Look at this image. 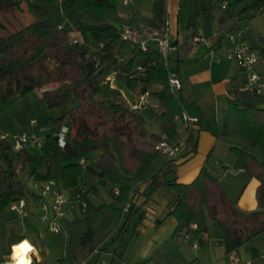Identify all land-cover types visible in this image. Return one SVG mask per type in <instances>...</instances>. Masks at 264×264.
<instances>
[{
  "label": "trees",
  "instance_id": "trees-1",
  "mask_svg": "<svg viewBox=\"0 0 264 264\" xmlns=\"http://www.w3.org/2000/svg\"><path fill=\"white\" fill-rule=\"evenodd\" d=\"M218 2L221 24L235 22L240 11L264 9V0H197L198 14L211 11ZM13 9H25L32 20L15 30L0 24V102L10 105L37 92L49 110L59 112L57 119L45 121L48 133L39 151L31 153L24 148L15 153V159L27 181L52 182L59 167L62 190L79 189L84 218L64 220L69 260L63 259V264H82L94 253H108L134 213L148 206L152 193L159 188L174 196L166 217H173L176 227L171 238L139 264H197L181 251V243L192 227L206 233L211 225L219 232L218 237L210 238L212 244L222 247L228 256L264 233V94L256 93L245 82L232 86L216 131V140L235 157L232 169L258 182L257 209L247 213L237 207L220 178L207 166L191 183H178L175 162L196 150L190 129L186 128L184 134L191 152L157 167L161 157L158 144L164 138L169 142L182 140L177 119L185 112V100L176 98L168 86L169 70L179 76L176 65L167 68L161 52L151 46L145 52L133 46L128 61L130 67L140 58H150L154 63L145 80H129L128 90L137 97L149 93L161 108L157 133H150L146 117L130 109L120 92L111 88L110 76L117 73L118 60L114 59L112 66L98 65L116 44H126L119 38L124 26L165 28L166 0H154L149 16L132 12L126 18L118 12V0H0V14ZM259 43L260 49L255 50L259 67L264 68V37ZM63 129L67 132L60 147L58 139ZM96 149L103 153L89 163V152ZM12 153V144L0 138L2 210L20 200L43 201L37 193L28 194L24 181L16 179ZM87 168L100 185L110 187L109 204L95 206L88 200L87 196L98 195V190L96 185L86 189L83 184ZM145 182L148 185L140 192ZM140 198L142 202L137 205ZM24 221L31 227L27 219ZM23 240L24 236L11 230L10 249ZM111 254L120 262V254ZM4 262L0 256V264ZM32 264L46 263L33 258Z\"/></svg>",
  "mask_w": 264,
  "mask_h": 264
},
{
  "label": "crops",
  "instance_id": "crops-1",
  "mask_svg": "<svg viewBox=\"0 0 264 264\" xmlns=\"http://www.w3.org/2000/svg\"><path fill=\"white\" fill-rule=\"evenodd\" d=\"M195 1L196 11L189 16L186 27L187 31H189L191 28H194L197 16L201 14H198L197 0ZM182 4L183 0H166L167 26L170 30V35L173 40V50L171 52L174 53V57H171V54H169V65H176L178 67V77L180 81V89L178 90L180 94L179 99L183 98L185 100V112L188 117L197 121L191 130L192 135L196 139V150L192 156L180 159L175 162L174 176L176 177L178 183L189 184L197 177L200 170L207 166L220 178L221 184L226 189L230 198L236 202L237 207L243 212H253L257 209L256 191L258 188V182L254 179L248 180L242 174V171H234L232 167L235 163V157L230 154L228 149L223 144L216 140V131L221 124L222 112L227 107L230 100L228 94L229 89L234 85L239 86L237 82L239 73L241 72L238 68L237 70H234L232 63L227 60V51L229 47L228 43L226 45V50H221L220 44L222 43V39L220 40V38L222 36L218 38L214 37V40L211 44L201 43V45L198 44L196 46L194 51L190 50L189 40L191 38L187 37V39L184 41L177 32L178 16L182 10ZM217 5L219 6V4ZM213 9L211 11H213ZM221 11L222 10L220 8V16ZM132 12L141 13L139 10ZM132 12L126 14V16L120 15L126 18ZM260 12H264V9H262ZM141 14L144 15L143 13ZM240 18L241 14L237 20ZM192 19L194 20V25L190 27L189 24ZM219 19L220 17L218 18V23L221 27L230 23L227 22L225 24H221ZM191 34L193 37H201L197 31H192ZM151 47L156 51H160L156 44H152ZM140 60L141 63L138 64L137 62ZM98 65L100 64L98 63ZM153 66L154 63L150 58H140L131 67L128 66V63L127 67L125 68L122 67V64H119L123 74L119 76V74L113 73L110 76V86L112 89H115L118 92L120 89H128V82L130 79L145 80L147 73L152 72ZM138 68H141L142 70L139 71ZM121 94H123L122 91ZM134 97L138 101V97L135 95ZM123 100L130 109H134L137 105V102L134 103V101L131 102L129 100L131 102L130 103L126 97L123 98ZM153 102L154 105H152L149 109L143 110L139 113L142 114L143 112H146L149 114V116L155 118L157 123L156 129L152 130L150 133H157V115H159L162 110L154 100ZM156 109L158 111H156ZM177 124L178 132L182 135V140L186 139L183 129V122L180 119H177ZM28 148L30 149L32 147H27V150L29 151ZM166 161L167 159L164 158V161L159 162L157 167H160ZM223 167L225 169L222 171L221 169ZM147 185L148 182L143 183L140 186V192H142L147 187ZM72 190H78L79 193V189ZM57 191L59 193L63 191L60 183L57 185ZM86 191L87 190L83 192ZM35 193L41 196L39 191ZM96 196L99 197V194ZM173 200V194L165 188H159L154 191L150 197L149 205L134 213L130 219V222L125 226L124 233L108 248V253H102L99 255L94 253L90 255L88 259L82 264H89L93 259L98 260L99 264H139L144 259L148 258L158 245L171 238L175 230V219L173 217H166ZM27 201H29V199ZM30 201L37 207V203L31 199ZM110 202L111 198L110 201L106 203L109 204ZM141 202V198L136 201L137 205H139ZM71 205L72 203L70 202V209H72ZM65 212L66 219L68 220L84 218V214L83 218L72 216L69 208H67ZM94 223L97 224L98 220H94ZM30 226L34 233L37 234V229L35 226L32 224ZM19 236H24L25 239H27L34 247L37 244L36 239H33L31 236H27L24 232H22ZM61 236L62 241L68 240V233L66 229L65 233ZM218 236L219 232L214 230L211 225L209 226L206 233L199 232L195 227H192L188 235V240L181 243V251L184 257L187 260H196L198 264L199 254L189 257L188 253L184 251L183 246H187L188 249L197 250V253H199V249L209 253L210 249H214L215 246H218L212 244L210 238ZM127 237L130 241L135 239L136 244L141 242L140 249H138L137 252L132 250L128 253V246L124 243V240ZM193 245H195L196 248H194ZM221 249L224 253V249L222 247ZM112 252H115L116 255L120 254V262L113 258L111 254ZM240 253V250L238 253H233L238 258L239 264H255L252 260V256L251 259L247 258V261L241 262ZM224 255L225 259H229L228 255L225 253ZM32 258H35L37 262L42 260L37 251L35 254H32Z\"/></svg>",
  "mask_w": 264,
  "mask_h": 264
},
{
  "label": "rangeland",
  "instance_id": "rangeland-1",
  "mask_svg": "<svg viewBox=\"0 0 264 264\" xmlns=\"http://www.w3.org/2000/svg\"><path fill=\"white\" fill-rule=\"evenodd\" d=\"M131 1L132 4L130 6H125L122 3L123 0H118V12L121 15L126 16V14L137 10H139L144 15L150 14L154 0ZM217 4L213 11L201 13L199 16H197L194 28H191L189 31H187L186 27L189 16L196 11V1L183 0L182 10L180 11L178 16V35L182 37L184 41L187 39V37L191 38L189 41L197 38L205 41V44H211L214 40V37L218 38L222 36V43L220 44V47L221 50L225 51L227 43L229 44L231 38L236 37L238 32L241 30L243 32V36L245 37L244 42L249 47L259 50V38L261 36L264 37V12H260L258 10H249L245 12L240 11L238 12L239 14H241V18L239 20L230 22L221 27L218 23V18L220 17V3L219 6ZM31 20L32 18L30 14L27 13L25 9H13L0 14V24L5 25L11 30L19 29L20 27L29 24ZM192 31H197V33H199L201 37H193V35L191 34ZM132 51L133 46L130 44H116L109 54L100 58L99 64L112 66V62L116 58L118 59V65L122 64V67L125 68L127 67V63L132 56ZM171 51L169 54H171V57H174V53ZM137 63H141V60ZM231 63L233 69L237 70L236 64L234 62ZM259 72L262 76H264V68L259 67ZM31 73H35V70L32 69ZM117 74H119V76L123 74L119 67L117 68ZM244 81L245 75L243 73H239L237 82L238 85L242 86ZM121 91L123 94H121ZM119 92L121 94V99L126 97V99L128 98V101H134V103L137 102L130 90L125 88L120 89ZM174 94L176 98L180 97L179 91L177 89L174 90ZM156 111L158 110L156 109ZM142 114L147 117V130L149 132L155 130L157 124L155 118L149 116V114L146 112H143ZM58 116V110H49L45 105L44 100L40 98L37 92H32L10 105H6L0 102V138L12 144L17 137L25 135L29 139L37 142L36 147H32L30 149L28 148L30 152L34 153L36 151H39L41 142L47 135L48 131L45 127V121L48 118L57 119ZM68 126L69 123H66L65 127ZM102 153V149L90 151L88 155L89 163L96 161ZM230 154L234 156L232 153ZM12 159L14 161V168L16 170V179L24 181L28 194L38 192L36 189H34V185L31 182L27 181L25 175L18 169V164L16 163L14 152L12 153ZM163 161L164 158L162 156L159 157L158 163ZM59 180L60 169L59 167H56L55 179L51 182L50 193L43 197V201L46 202L48 206L51 205L53 196L58 192L57 185H59L60 183ZM82 182L87 189L93 185H96L99 197L94 194L88 195V200L91 204L100 205L110 201V187L100 185L98 183V177H96L88 168L84 171ZM59 194L65 200L63 209L66 210L67 208H69L72 216L83 218L78 190H71L70 192L61 191ZM70 202L72 203V209H70ZM26 206L28 210L27 221L35 226V228L37 229V234L34 233V231L26 224L23 219H21L16 214L9 212L8 206L3 210L0 209V256L5 257V259L9 258V254H11L12 250L10 249L8 239L10 237L11 230H14L16 235H20L22 232H24L27 236H31L33 237V239H36L37 244L35 245V249L46 264H63V259H65V262L68 261L69 256L67 249V240L62 241L61 235H54L49 233V231L47 230V222L42 221L41 216H43L44 213L40 208L31 203L30 199L29 201H26ZM48 213L49 215L52 214L50 209ZM135 242V239H133V241H130L128 237L124 240L125 245L128 246V253L132 250L134 252H137L138 249H140L141 242L137 244ZM183 247L184 251L188 253L189 257H193V255L199 254L198 264H230L229 259H225V255L220 246H215L214 249H210L209 253L201 249H199V253H197V250L188 249L187 246ZM240 252L241 262L247 261V258L251 259L252 256V260L255 264H264V233L258 235L257 237L252 239L249 244L243 246L240 249ZM253 252H256V255L255 253L253 254ZM89 264H99V261L93 259Z\"/></svg>",
  "mask_w": 264,
  "mask_h": 264
},
{
  "label": "built area",
  "instance_id": "built-area-1",
  "mask_svg": "<svg viewBox=\"0 0 264 264\" xmlns=\"http://www.w3.org/2000/svg\"><path fill=\"white\" fill-rule=\"evenodd\" d=\"M123 5L130 6L131 0H123ZM224 8V6H223ZM120 41L126 44H130L139 48L141 51H147L152 44H156L159 47L164 64L169 68V53L173 48V40L170 36L168 26L163 29H153L149 27H129L124 26L119 35ZM205 43L200 39H193L189 42L190 50L194 51L198 44ZM227 51V60L234 62L241 73L245 75V84L258 94H264V77L259 73L258 52L249 47L244 42L243 32L240 30L236 37L231 38ZM141 71V68H138ZM168 86L171 92L174 94V90L180 89L179 77L171 70L168 71ZM154 105L153 99L149 93L143 94L138 97L137 105L134 108L136 111L141 112L149 109ZM180 120L183 122V129L186 128L192 130L196 124V120L188 117L186 112L183 113ZM64 130V129H63ZM61 132L58 139L59 146L63 143L64 146V134ZM37 142L29 139L25 135L17 137L12 144V152L18 153L27 147H36ZM162 157L167 160H176L183 155L191 152V145L186 140H179L178 142H169L164 140L156 147ZM34 189L40 192L44 197L50 193L51 182L49 183H33ZM117 194V192H116ZM65 200L57 192L53 196V201L50 206L46 202L42 201L37 205L38 208L44 213L42 221L47 222V230L50 234L63 235L65 233L64 220L66 218V212L63 209ZM51 210V215L48 211ZM9 212L16 214L21 219L25 220L28 217V210L25 200L13 202L8 206ZM188 240V238H187ZM186 240V241H187ZM196 248L195 245H193ZM12 250V249H11ZM32 255V254H30ZM230 264H239V260L235 254L229 256Z\"/></svg>",
  "mask_w": 264,
  "mask_h": 264
},
{
  "label": "clouds",
  "instance_id": "clouds-1",
  "mask_svg": "<svg viewBox=\"0 0 264 264\" xmlns=\"http://www.w3.org/2000/svg\"><path fill=\"white\" fill-rule=\"evenodd\" d=\"M63 132H67L64 129ZM63 147V143L61 144ZM11 254L9 256V264H32V258L30 253L35 254V247L27 240L20 241L11 246Z\"/></svg>",
  "mask_w": 264,
  "mask_h": 264
},
{
  "label": "water",
  "instance_id": "water-1",
  "mask_svg": "<svg viewBox=\"0 0 264 264\" xmlns=\"http://www.w3.org/2000/svg\"><path fill=\"white\" fill-rule=\"evenodd\" d=\"M4 264H9V259L7 258V259H5V262H4Z\"/></svg>",
  "mask_w": 264,
  "mask_h": 264
},
{
  "label": "bare ground",
  "instance_id": "bare-ground-1",
  "mask_svg": "<svg viewBox=\"0 0 264 264\" xmlns=\"http://www.w3.org/2000/svg\"><path fill=\"white\" fill-rule=\"evenodd\" d=\"M30 254H32V253H30ZM30 254H29V255H30Z\"/></svg>",
  "mask_w": 264,
  "mask_h": 264
}]
</instances>
